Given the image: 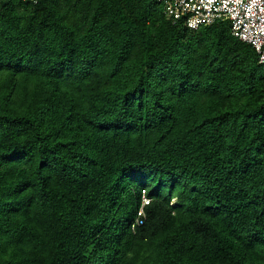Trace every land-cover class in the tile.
Segmentation results:
<instances>
[{
    "label": "trees",
    "instance_id": "16d2710c",
    "mask_svg": "<svg viewBox=\"0 0 264 264\" xmlns=\"http://www.w3.org/2000/svg\"><path fill=\"white\" fill-rule=\"evenodd\" d=\"M0 264H264V66L157 0H0Z\"/></svg>",
    "mask_w": 264,
    "mask_h": 264
},
{
    "label": "built area",
    "instance_id": "2783aa9c",
    "mask_svg": "<svg viewBox=\"0 0 264 264\" xmlns=\"http://www.w3.org/2000/svg\"><path fill=\"white\" fill-rule=\"evenodd\" d=\"M36 3L37 0H22ZM173 22L199 30L227 21L232 37L255 51L264 66V0H157Z\"/></svg>",
    "mask_w": 264,
    "mask_h": 264
}]
</instances>
